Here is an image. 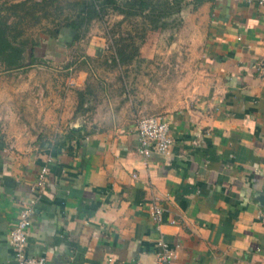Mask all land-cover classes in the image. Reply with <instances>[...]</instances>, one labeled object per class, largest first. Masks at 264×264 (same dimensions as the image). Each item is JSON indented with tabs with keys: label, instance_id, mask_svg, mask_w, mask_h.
<instances>
[{
	"label": "crops",
	"instance_id": "0c3cea01",
	"mask_svg": "<svg viewBox=\"0 0 264 264\" xmlns=\"http://www.w3.org/2000/svg\"><path fill=\"white\" fill-rule=\"evenodd\" d=\"M199 9L207 25L190 84L197 95L159 114L173 137L166 155L138 153L141 114L116 72L93 64L102 45L74 59L65 48L34 49L32 63L0 70V264H17L7 233L43 165L29 256L158 264L156 201L174 264H264V1Z\"/></svg>",
	"mask_w": 264,
	"mask_h": 264
},
{
	"label": "rangeland",
	"instance_id": "374dc122",
	"mask_svg": "<svg viewBox=\"0 0 264 264\" xmlns=\"http://www.w3.org/2000/svg\"><path fill=\"white\" fill-rule=\"evenodd\" d=\"M18 1L22 0H0V9ZM75 3L76 0H57L53 5L37 10L35 16L40 17L39 21L26 15L19 26L23 31L22 37L30 41L37 53L65 48L66 53H70L67 55H70L72 59L76 57L75 54L84 55V50L88 47L102 45L99 47L108 51L106 50V54L100 58H95L93 64L99 71L101 68L112 73L116 72L113 79L125 85L124 92L127 100L139 109L138 113L141 115H159L165 113V110L180 108L184 100L197 95L196 88L191 87L190 84L196 77L195 64L198 62L202 49L205 48L207 24H205V15L199 9L202 4L194 9L192 0H183L184 7L180 14L169 20L170 23L166 29H148L143 39L139 33V18H124L117 11L107 8L102 18L91 21L84 35L74 45H57L50 33L58 27L59 22L66 21L64 18L74 14ZM1 13L4 11L2 10ZM128 35L133 36L135 45L141 41L138 55L130 64L119 65L120 69H114L112 43L115 44L117 37ZM93 38L95 39L92 42ZM68 39L66 33L65 40ZM30 47L29 45L26 48L24 63L30 60ZM140 50L144 55H151L150 62L142 61ZM0 70H2L1 66Z\"/></svg>",
	"mask_w": 264,
	"mask_h": 264
},
{
	"label": "trees",
	"instance_id": "16d2710c",
	"mask_svg": "<svg viewBox=\"0 0 264 264\" xmlns=\"http://www.w3.org/2000/svg\"><path fill=\"white\" fill-rule=\"evenodd\" d=\"M182 1L76 0L74 14L64 18L66 20L64 23L59 22L58 27L50 35L54 39H58L59 37L64 38L67 33L69 40L66 42V46H72L81 39L92 20L102 18L107 8H111L122 14L124 18H139V33L143 39L145 31L148 29H166L170 23L169 20L180 14L184 7ZM56 2L57 0H22L10 3L6 6L7 8L2 7L0 9V66L2 69L23 66L25 64V51L29 45L31 46L29 63H32L33 46L29 40L22 37L23 31L19 26L26 15H30L33 19L39 21L40 17L35 16V12L37 10H43ZM205 2H215V0H192L193 8L195 9ZM2 10L4 13H1ZM139 43L137 45L134 44L132 35L117 37L115 44L112 43L114 49V64L120 66L130 64L133 58L138 55ZM69 136L71 134L67 135V137Z\"/></svg>",
	"mask_w": 264,
	"mask_h": 264
},
{
	"label": "built area",
	"instance_id": "2783aa9c",
	"mask_svg": "<svg viewBox=\"0 0 264 264\" xmlns=\"http://www.w3.org/2000/svg\"><path fill=\"white\" fill-rule=\"evenodd\" d=\"M263 1L260 0V2ZM135 129L138 143L137 151L142 157L146 159L152 153L168 154L173 143V137L170 132V124L166 119L160 115H140L135 120ZM48 172L47 165L40 168L36 181L30 186L34 197L19 209L15 224L8 230V241L17 264H47L43 256H29L26 253V246L27 229L32 223L34 206L42 196ZM162 212L161 205L156 201L149 207V215L159 231L155 256L158 264H174V251L169 248L168 243L163 238ZM259 217L264 221L262 214H259Z\"/></svg>",
	"mask_w": 264,
	"mask_h": 264
},
{
	"label": "water",
	"instance_id": "95a60500",
	"mask_svg": "<svg viewBox=\"0 0 264 264\" xmlns=\"http://www.w3.org/2000/svg\"><path fill=\"white\" fill-rule=\"evenodd\" d=\"M263 205H264V201H263Z\"/></svg>",
	"mask_w": 264,
	"mask_h": 264
}]
</instances>
